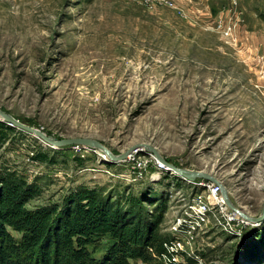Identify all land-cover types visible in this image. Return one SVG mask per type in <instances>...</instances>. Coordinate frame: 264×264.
Instances as JSON below:
<instances>
[{"label":"rangeland","instance_id":"obj_1","mask_svg":"<svg viewBox=\"0 0 264 264\" xmlns=\"http://www.w3.org/2000/svg\"><path fill=\"white\" fill-rule=\"evenodd\" d=\"M0 110L52 138L96 140L114 156L133 148L114 162L15 129L0 144V168L37 187L30 209L60 206L83 187L113 201L144 193L167 201L158 234L170 239L181 196L197 188L159 171L152 147L176 167L215 176L256 217L264 0H0ZM206 229L193 245L197 264H264V217Z\"/></svg>","mask_w":264,"mask_h":264},{"label":"trees","instance_id":"obj_2","mask_svg":"<svg viewBox=\"0 0 264 264\" xmlns=\"http://www.w3.org/2000/svg\"><path fill=\"white\" fill-rule=\"evenodd\" d=\"M14 131L0 122V144ZM37 192L16 170L0 168V264L150 263L148 250L164 249L166 239L158 234L167 208L163 199L130 193L113 201L83 187L60 206L30 209Z\"/></svg>","mask_w":264,"mask_h":264},{"label":"built area","instance_id":"obj_3","mask_svg":"<svg viewBox=\"0 0 264 264\" xmlns=\"http://www.w3.org/2000/svg\"><path fill=\"white\" fill-rule=\"evenodd\" d=\"M155 165L159 171H168L162 161L157 160ZM191 184L196 185L197 189L190 190L188 197L181 196L182 209L172 221L171 237L163 243V251L157 253L153 249L148 250L152 259L159 264H188L189 259L197 264V260L201 259L197 254L198 248L193 246L196 237L204 234L208 225L221 227L236 218L227 209L219 185L202 180ZM138 264L148 263L139 260Z\"/></svg>","mask_w":264,"mask_h":264},{"label":"water","instance_id":"obj_4","mask_svg":"<svg viewBox=\"0 0 264 264\" xmlns=\"http://www.w3.org/2000/svg\"><path fill=\"white\" fill-rule=\"evenodd\" d=\"M0 122H3L7 124L10 127H13L15 129L24 131L30 135H33L40 139L44 144L48 145L49 147L60 149L64 147H69V146H81V147H87V148H92V149H97L104 154L108 156L109 159H111L114 162H121L124 161L127 157V155L133 151V148L128 149L126 152H124L121 155L114 156L106 147H104L102 144L97 142L96 140L89 139V138H69V139H56L47 136L46 134L42 133L41 131L32 128L30 126H27L23 123H21L19 120L15 119L13 116L3 112L0 110ZM150 152L156 157L158 161H162L167 170L170 171L171 173L175 174L176 176L188 181L189 183H195L197 180H203L205 182H210L214 183L220 186L221 189V195L224 199V202L227 206V209L233 213V215L236 218H240L241 220H245L249 222L250 224H255L258 221L264 217V204L261 209V212L258 214L256 217L249 216L244 213L242 209L237 207L231 200L228 195V191L226 188L222 185L220 181L216 179L215 176L207 174L202 171H193L185 168H179L176 167L168 162H166L160 155L159 153L152 147H149ZM242 230V229H241ZM241 230H237L238 232H241Z\"/></svg>","mask_w":264,"mask_h":264},{"label":"bare ground","instance_id":"obj_5","mask_svg":"<svg viewBox=\"0 0 264 264\" xmlns=\"http://www.w3.org/2000/svg\"><path fill=\"white\" fill-rule=\"evenodd\" d=\"M104 155V154H103ZM106 157V156H105Z\"/></svg>","mask_w":264,"mask_h":264}]
</instances>
